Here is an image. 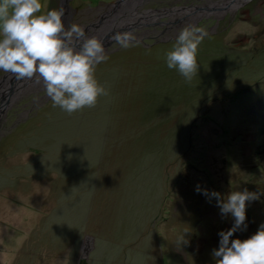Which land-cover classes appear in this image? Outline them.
Segmentation results:
<instances>
[{
  "label": "rangeland",
  "instance_id": "obj_1",
  "mask_svg": "<svg viewBox=\"0 0 264 264\" xmlns=\"http://www.w3.org/2000/svg\"><path fill=\"white\" fill-rule=\"evenodd\" d=\"M113 1L71 0L72 23L89 24ZM239 2L193 21L207 35L190 81L165 65L175 38L155 43L167 27L160 18L162 26L139 31L149 46H110L94 70L107 95L93 106L67 113L32 88L7 111L0 264H215L217 233L233 218H222L216 198L197 186L221 199L257 193L246 202V229L233 238L257 230L264 222V0ZM41 3V11L61 7V0Z\"/></svg>",
  "mask_w": 264,
  "mask_h": 264
},
{
  "label": "clouds",
  "instance_id": "obj_2",
  "mask_svg": "<svg viewBox=\"0 0 264 264\" xmlns=\"http://www.w3.org/2000/svg\"><path fill=\"white\" fill-rule=\"evenodd\" d=\"M41 9V0H0V71L42 83L53 105L67 113L93 106L99 96L107 95L94 76L95 66L106 58L102 42L87 36L76 23L66 27L63 7ZM206 35L199 25L182 27L172 49L165 53L166 67L190 81L197 73V50ZM112 40L127 48L135 36L116 33ZM196 190L206 198H216L222 218L225 214L233 218L230 228L217 233L218 247L210 253L215 264H264V222L248 238H233V233L246 229V202L258 199V194L244 189L221 199L216 191L199 186ZM182 239L180 235L176 241Z\"/></svg>",
  "mask_w": 264,
  "mask_h": 264
},
{
  "label": "water",
  "instance_id": "obj_3",
  "mask_svg": "<svg viewBox=\"0 0 264 264\" xmlns=\"http://www.w3.org/2000/svg\"><path fill=\"white\" fill-rule=\"evenodd\" d=\"M71 0H61V7L65 10V15L71 16L73 12H71V8L69 7ZM147 0H138V5H135L133 0H115L113 2H109L106 5V9L100 11L104 13V15H100V20H94L89 23L87 26L88 29L94 31L95 26H99L101 28L100 37L98 38L104 48L105 52H109L110 46L115 44L112 40V36L116 33H125L129 32L135 36V44L142 43L143 45H148L145 41H143V37H139L138 33L141 29H146L147 27H156L162 26L164 22L159 21L160 18L169 17V13H177L180 14L188 13L189 16L199 15L201 8L200 4L193 3V7L185 5V6H177L173 10L170 7H167L166 10L164 8L160 9H142ZM171 11H168V10ZM109 13V14H108ZM98 16V15H97ZM62 17V19L64 18ZM97 18V17H96ZM180 19H176L175 22H168L165 31H162L160 35H157L155 38V43H161L167 39L176 38L178 32H175V36L166 35L170 30L168 26H173V29L179 26V29L182 28L181 23H177L180 25H174ZM175 26V27H174ZM164 33V34H163ZM85 34L88 36L86 30ZM164 35L165 40L161 37ZM149 46V45H148ZM20 81L23 84H20ZM25 81H29V79H16L14 74L7 73L4 77L0 79V122L6 117V113L9 109H11L23 95L18 94L16 91L24 85H29V83L25 84ZM44 98H48L46 95ZM92 238L89 240V248L93 245ZM93 248V247H92Z\"/></svg>",
  "mask_w": 264,
  "mask_h": 264
},
{
  "label": "bare ground",
  "instance_id": "obj_4",
  "mask_svg": "<svg viewBox=\"0 0 264 264\" xmlns=\"http://www.w3.org/2000/svg\"><path fill=\"white\" fill-rule=\"evenodd\" d=\"M134 2H135V5H138V0H133ZM209 0H206V1H203V3H202V5H200L201 6V8H203V9H201L200 10V14L199 15H197V16H189L188 15V13H183V12H181L180 14H177V13H167V14H169V17H168V19H167V21L168 22H175V20L176 19H180L179 21H177L176 22V24L177 23H181V26L183 27V26H185V25H189V24H192L193 23V21L195 20V19H198V17H201L202 16V14H206V15H209L211 12H213V11H217V9L218 10H222V9H225V8H228V7H232L231 5H234V4H238V3H240L239 1L240 0H215V1H211L210 3L208 2ZM208 2V3H207ZM192 5H193V3H191ZM212 4V5H211ZM188 5V4H187ZM191 6V5H190ZM212 6H215V8H213ZM170 7V6H169ZM175 7H177V5H173L172 6V8H171V10H173ZM166 8L167 7H165L164 9L166 10ZM170 9L168 10V11H171ZM203 11H206V13L204 12L203 13ZM202 12V13H201ZM109 14V13H108ZM100 15L102 16V15H104V13L103 12H101V13H99V15L97 16V18H94L92 21H96L97 19L98 20H100L101 18H100ZM220 16V15H219ZM204 17V16H203ZM63 21H64V23H65V26H69L70 24H72V20H71V18H70V16L69 15H66L63 19H62ZM91 21V22H92ZM90 22V23H91ZM88 25V23L87 24H85V25H81L85 30H86V32H87V34H88V36H94V37H96V38H99L100 37V31H101V28L99 27V26H95V28H94V31H92V30H90V29H88L87 27H84V26H87ZM168 28L169 29H172L171 31H169L168 33H175V32H177L178 31V29H179V27H177V28H175V29H173V26H168ZM144 32H145V29H144ZM149 32H151V31H149ZM164 34V33H163ZM162 34V35H163ZM166 35H167V33H165ZM139 37H144V36H147V34L146 33H142V32H139ZM174 35V34H173ZM171 36V35H170ZM114 45V44H113ZM116 49V48H115ZM26 83H29V85L27 86V85H24V86H22L21 85V87L16 91L18 94H21V95H23V94H28L27 92L28 91H31V90H33L34 92H38V91H41V90H43V87H42V83H37L36 81H35V79L33 78V79H29V81H25V84ZM20 84H23V82L22 81H20ZM33 88V89H32ZM32 91V92H33ZM33 92V93H34ZM24 96V95H23Z\"/></svg>",
  "mask_w": 264,
  "mask_h": 264
},
{
  "label": "flooded vegetation",
  "instance_id": "obj_5",
  "mask_svg": "<svg viewBox=\"0 0 264 264\" xmlns=\"http://www.w3.org/2000/svg\"><path fill=\"white\" fill-rule=\"evenodd\" d=\"M180 0H147L146 1V5H151V6H155V5H163V4H167V5H175L178 4ZM197 4V3H196ZM165 8V7H164Z\"/></svg>",
  "mask_w": 264,
  "mask_h": 264
},
{
  "label": "trees",
  "instance_id": "obj_6",
  "mask_svg": "<svg viewBox=\"0 0 264 264\" xmlns=\"http://www.w3.org/2000/svg\"><path fill=\"white\" fill-rule=\"evenodd\" d=\"M150 84H148V86H149ZM38 153H40V151H38Z\"/></svg>",
  "mask_w": 264,
  "mask_h": 264
}]
</instances>
